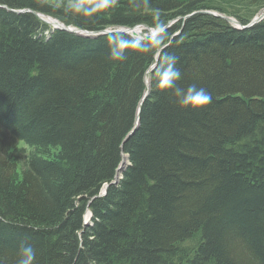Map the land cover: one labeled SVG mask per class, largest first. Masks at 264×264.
Here are the masks:
<instances>
[{
    "label": "trees",
    "instance_id": "1",
    "mask_svg": "<svg viewBox=\"0 0 264 264\" xmlns=\"http://www.w3.org/2000/svg\"><path fill=\"white\" fill-rule=\"evenodd\" d=\"M213 1L0 0V264L21 244L35 264H264V17L235 29ZM33 13L88 33L159 19L177 83L212 101L149 92L159 53L109 58L130 35Z\"/></svg>",
    "mask_w": 264,
    "mask_h": 264
},
{
    "label": "clouds",
    "instance_id": "2",
    "mask_svg": "<svg viewBox=\"0 0 264 264\" xmlns=\"http://www.w3.org/2000/svg\"><path fill=\"white\" fill-rule=\"evenodd\" d=\"M147 6V0H145ZM84 14H89L92 9L79 8ZM168 25L157 19L156 23L149 26L147 34H141L139 38H130L115 34L109 37V58L114 61H122L128 58L130 52L137 54H157L156 64L147 73L148 90L155 87L161 92L170 91L175 97V102L181 109L200 110L212 101L211 95L204 88L190 85L187 88L177 83L181 79V73L176 67L177 57L165 52L171 44V36L167 32ZM154 74V76H153ZM36 251L29 244H21L17 264H35Z\"/></svg>",
    "mask_w": 264,
    "mask_h": 264
},
{
    "label": "rangeland",
    "instance_id": "3",
    "mask_svg": "<svg viewBox=\"0 0 264 264\" xmlns=\"http://www.w3.org/2000/svg\"><path fill=\"white\" fill-rule=\"evenodd\" d=\"M261 3L262 1L255 2L253 0H214L211 6L216 9H213L212 11L209 12L219 14L221 16L230 18L234 21H236L237 18H242V19H248L251 22L255 17L262 16V12L264 11V8L262 9L260 8V6H262ZM220 10L223 13L220 12ZM138 29L139 31L137 33L132 31L129 34H133L135 35L136 38H139L141 34H144L146 31H148V30L145 31L144 28H138ZM124 159L125 157L123 156L122 158L123 162H125ZM118 180H120V177L117 178V182Z\"/></svg>",
    "mask_w": 264,
    "mask_h": 264
},
{
    "label": "water",
    "instance_id": "4",
    "mask_svg": "<svg viewBox=\"0 0 264 264\" xmlns=\"http://www.w3.org/2000/svg\"><path fill=\"white\" fill-rule=\"evenodd\" d=\"M14 13H23V12H30L28 10H24V11H12ZM202 14H206V15H209V16H213L215 18H219V19H222L224 20L225 22H227L230 26H232L233 28L235 29H245V28H249L251 26H253L254 24H256L257 22H259L263 16H264V11L262 13V16L260 17H255L246 27H243L241 26L238 22L230 19V18H227V17H224V16H221L219 14H216V13H212V12H209V11H203L201 12ZM34 15H36L40 20H42L44 23H46L43 19H41V17L43 15H40V14H36V13H33ZM58 22V21H57ZM47 24V23H46ZM142 28L144 29H147L146 27L142 26ZM53 29H57V30H61V31H64V32H67V33H70V34H74V35H77V36H82V37H92V38H95L99 35H104V34H108V33H127V31H130V30H118V31H103V32H99V33H88V32H84V31H80V30H77V29H73V28H70V27H66L64 26L63 24H61L59 22V27H53ZM149 30V29H147ZM155 65V64H154ZM153 65V66H154ZM153 66L150 68V70L153 68ZM149 70V71H150ZM146 86H147V89H148V81H146ZM147 93H148V90L146 91V93L144 94V97L143 99L147 96ZM137 126V121L135 123V128ZM135 128L129 133V135L127 136L126 139H128L134 132ZM122 167H123V164H122V161H121V164L118 168V170L116 171V175L114 177V181L110 184V185H116L117 184V178L120 177L121 173H122ZM108 185L104 186L103 189H102V192L101 194L98 196V197H101L103 195H105L106 193V189H107ZM92 201V200H91ZM90 201V202H91ZM86 213H88L89 215V219H90V213L87 211ZM86 226V224H84Z\"/></svg>",
    "mask_w": 264,
    "mask_h": 264
},
{
    "label": "bare ground",
    "instance_id": "5",
    "mask_svg": "<svg viewBox=\"0 0 264 264\" xmlns=\"http://www.w3.org/2000/svg\"><path fill=\"white\" fill-rule=\"evenodd\" d=\"M30 11V10H29ZM263 13V12H262ZM41 19H43L47 25H50L51 27H59V22H57L55 19L49 18V17H44L42 16ZM82 31V30H81ZM139 29L133 30V32H138ZM125 160V159H124ZM125 162H123L122 164L124 165ZM121 176V175H120ZM88 216V214H86L85 218ZM87 220V219H86Z\"/></svg>",
    "mask_w": 264,
    "mask_h": 264
}]
</instances>
